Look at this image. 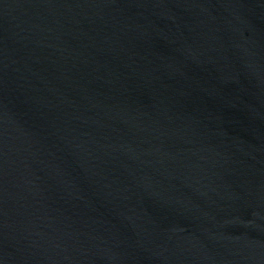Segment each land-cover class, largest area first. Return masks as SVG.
<instances>
[{
	"label": "water",
	"instance_id": "water-1",
	"mask_svg": "<svg viewBox=\"0 0 264 264\" xmlns=\"http://www.w3.org/2000/svg\"><path fill=\"white\" fill-rule=\"evenodd\" d=\"M0 264H264V0H0Z\"/></svg>",
	"mask_w": 264,
	"mask_h": 264
}]
</instances>
